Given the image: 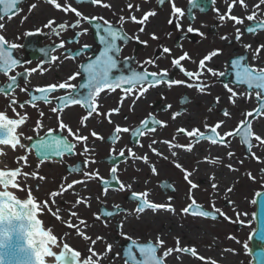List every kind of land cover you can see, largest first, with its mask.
Instances as JSON below:
<instances>
[{
	"label": "flooded vegetation",
	"instance_id": "flooded-vegetation-1",
	"mask_svg": "<svg viewBox=\"0 0 264 264\" xmlns=\"http://www.w3.org/2000/svg\"><path fill=\"white\" fill-rule=\"evenodd\" d=\"M169 1L163 3L160 7H158L157 0L153 1L156 7L154 8L155 10L151 11H154L155 15L149 16L148 20L142 25L133 22L130 19L129 12L116 11V4L113 2L107 1L93 5L89 1L84 0L81 3H76V0H67V3L83 16L90 18L103 17L104 20L109 21L114 27L121 29L128 36L126 41L118 42L121 48L118 59L121 63L118 72H114V75L119 74V72L127 73L128 68L142 71L143 69L140 65L147 59H154L156 61L155 66L145 65L148 71L160 73L161 70H166L167 76L164 79L186 81L189 84L196 83L197 81L189 79L180 72L179 68L174 67L172 60L187 53L190 59L181 61V66L188 71L195 72L198 69L199 61L217 49L220 50L219 53L210 60L205 61L206 68L227 73L223 77H216L207 73L205 69L204 75L200 78L201 81L208 85L204 93H200L196 87H188L184 83L174 84L171 87L167 83H161L156 87H150L144 96L137 100L136 96L129 97V94L122 89H116L115 91L105 89L95 99V105L100 115L93 113L84 122L86 127H82L81 118L86 116L89 110L80 105H77L78 119L65 120L61 118L74 132L80 129L81 134L88 137V140L81 144V152L83 151L84 143L90 149L88 153L82 155V164L85 159L94 160L95 163H90L87 167L83 166V174L84 172L91 173L93 166L96 165L92 173L98 172V176H93L92 178L84 176L85 188L83 189H85L86 202L89 206H85L83 203L78 205L74 211L77 212L78 219L88 221L89 237L91 238L90 248L98 254L96 257H100L106 262L104 264H111L118 258H121L125 263L123 253L130 246L132 240L138 243H147L148 241L155 243L159 236L164 241L157 253L159 256H162L169 248L175 249L177 247V239H179L180 248L191 249L193 247L183 236L179 237L175 234L177 232L175 231V225L179 224V227H185L190 220H195L196 218L197 221L201 222L204 221V218L199 215L182 214L181 209L191 203L186 196L190 185L184 180V173L175 167V163L181 164L189 172H192L190 179L199 184L198 188L192 190V195L196 203L202 206L203 209L213 203V201L204 199V193L227 192L226 189L231 187L232 191L242 192V203L251 205L255 199V194L251 195V190H262L264 188V171H262L264 170V146L259 145L254 135L250 137L253 147L249 151L248 147L241 142L240 137L228 138L229 144L225 147L212 145L210 141L195 143L194 137H187L183 133L177 134V129L180 128L188 131L198 128L204 131L205 124L214 126L218 121H225L222 127L217 130L223 134V132L235 129L240 121L246 118V113L257 108L258 103L255 99L254 91L251 99L247 95H238L234 98L235 104H233L228 99L231 93L223 85L228 83L238 93L246 91V86H235L232 83L234 79L231 68L232 59L246 56L249 65H253L256 63L252 60L254 51L260 48L262 56L259 62L264 64V48H261L264 45V29L256 28L253 33L243 31L248 26H255L253 22L246 19L253 11L257 13L255 20L264 22V4H259V0H244L243 6L240 0H235V3L234 0H194L193 8H188L190 0H180L177 7L183 11L184 15L180 16L177 13L174 16L172 9L165 8ZM56 3L61 5L60 9L48 3L47 0H23L10 16H4L3 19H0V23L4 24V28L0 30V35H3L9 44L23 45V47H17L15 51L21 59L26 58L31 61V63L24 64L13 75L16 72L21 73L25 68H29L28 66L32 65V63H36L38 66L42 60L46 61V57L42 56V54L38 58L31 59V50L37 52L41 49H51L58 45L61 40L66 42L64 48H58L53 53L49 51V59L51 55H55L59 57V60L54 63L45 62L43 67L47 66L48 68L44 69L43 75L33 73L28 78V83L31 82V78H35L38 75L39 77L49 76L55 79L48 85L56 82H58L56 84L65 82L62 77L68 80L70 75L79 71V66L82 63L87 62L90 57H94L102 50L94 27L96 23L102 24V21H93L92 24H89L87 21L81 20L79 27L72 28L70 25L75 23L78 17L74 12L69 11L66 13L62 10L65 6V0H56ZM233 3L234 7L231 15L243 19L244 23L242 25H236L234 21L228 20L227 16L224 21L219 19V15L227 13L228 5ZM104 4H108L110 7L113 6L108 13L105 12ZM258 4L259 8H256L255 6ZM32 5L36 7L32 8ZM217 9L219 12L216 11ZM121 16L126 18L124 22L120 21ZM143 16H141V19ZM170 19L173 21L172 24L169 23ZM177 19L180 23L179 29L175 27ZM49 20L55 21L53 28L61 23H67L69 27L65 31H61L60 35L57 36L51 29L44 27ZM142 27L144 28L143 32L140 31ZM189 27L193 28L194 31L192 33L187 32ZM236 28H240L243 32L240 41L235 39ZM37 29L40 30L39 33H37ZM83 29H88L87 34L76 37L75 34L82 32ZM26 33L33 34L26 35ZM153 33L158 39H152ZM137 36L139 41L135 39ZM221 37H227V39H222ZM74 38L79 42L67 43V41ZM141 41H146L147 44L145 45ZM85 44L90 45V48L85 50L84 55L76 56L75 59L65 58L69 51L75 56L76 51ZM246 44L251 45V48L246 50L244 48ZM177 45H180V47ZM164 47L171 50L170 54L161 55ZM27 48L30 51H27ZM126 57L131 59L125 61ZM66 66H68V70L65 69ZM56 72H60V75L55 74ZM58 77L61 78L60 81L56 80ZM82 79L83 76L77 77L70 83L79 85ZM25 83V81L20 80L19 85L23 87ZM79 91L81 95L86 93L84 89ZM138 91L139 88L133 90L135 93ZM15 93L25 94L28 92H21L17 88ZM182 97H186L189 102L181 104ZM217 97H220L218 104L216 103ZM134 101L135 104L133 103ZM53 102L52 107H56L58 102L54 101V99ZM168 105H171V108H167ZM116 108H119V113H112L110 117L112 123H109V110ZM224 109L228 110L230 114L228 117L222 115V110ZM177 112L181 114L173 119V113ZM150 114L156 120L166 122V126L150 125V127L155 128L154 132L148 131L139 137L133 136L131 132H122L118 134L120 138L115 143L109 140L116 125L135 130L140 127L143 120L149 118ZM247 119L251 122V131L264 138V113L258 116L254 114V117H247ZM54 129H57L54 132L57 136L63 135L70 142L77 144L75 152L78 155V143L68 135L67 129L62 133L58 131L59 123L54 124ZM92 131H96L104 139L99 140L92 137ZM137 140H139V144ZM152 140L158 142L153 147L163 153V156L169 157L168 159L155 155L149 149L148 145ZM161 141H170L172 144L179 145L193 143V148L191 152L184 148H172L171 151L177 152V157L173 158L171 157L169 145L161 143ZM87 142L93 143L88 144ZM140 145L143 146L141 147ZM129 148L137 156L143 157L147 155L148 163L145 164L143 160H137L129 156L127 151ZM112 149H115V151H111ZM121 149H124L125 157L123 160L113 163L106 161L108 157L113 159L120 156ZM229 151L234 153L231 158L227 155ZM253 153H255V156H253ZM64 157L70 156L65 155ZM205 157L208 159L205 160ZM256 157H259V160ZM214 158H219L220 162L218 164L211 163ZM76 161L78 160H74L71 164L74 165ZM198 161L199 163H197ZM114 164L117 166V177L119 180L126 186L131 185V188L126 187L124 190H120L119 186L114 183V185H110L105 195L99 178L110 179V169ZM229 164L236 170L230 171L227 167ZM153 165L156 168V174L152 172L151 166ZM248 173H251L255 179H250L247 175ZM213 175L215 176L214 181L210 180ZM213 182L217 183V190L211 188L210 185ZM164 185H167V187ZM173 189L175 190L173 191ZM59 190L60 186L57 185V187L51 188L47 194L38 197V208L42 216L46 212L49 218L54 219L56 215L54 208L59 204L65 210V202H57V197L52 198L49 196V193ZM144 191L149 193L147 199L150 202L164 205L171 203L175 212L165 209H157L156 211L145 209L144 212L137 213V202L130 199L131 192L141 193ZM53 199L55 203H53ZM221 200L222 204L226 206L228 202L224 199ZM45 201H47V204H45ZM214 203L216 206L217 203ZM40 205H44L47 211L44 206L40 207ZM115 205L120 206L119 209H115L113 207ZM70 209L71 206L67 210L68 217ZM101 210L114 211L116 215L113 217H102L99 220L95 219L94 214L101 212ZM73 218L71 217V220ZM222 219L224 218L221 217L219 221ZM200 222H197V224H200ZM121 224L123 225L122 228L118 227ZM191 226H196L195 229L198 233L204 230L203 225L201 227L195 224ZM182 229L187 232L185 228ZM96 237H101L102 239L93 245L91 240H95ZM126 237L131 238V240ZM201 241L202 239H197V242ZM108 245H112L110 251L107 250ZM96 257L91 256V259L95 260ZM176 257H179V259ZM200 257L204 258L205 255L199 254L198 251L197 257L191 256L190 253L173 252L165 258L164 264H176V261H179L178 264H192L193 260H199L198 264H202L201 260L203 261V259H200Z\"/></svg>",
	"mask_w": 264,
	"mask_h": 264
},
{
	"label": "snow or ice",
	"instance_id": "snow-or-ice-1",
	"mask_svg": "<svg viewBox=\"0 0 264 264\" xmlns=\"http://www.w3.org/2000/svg\"><path fill=\"white\" fill-rule=\"evenodd\" d=\"M23 0H0V19H3L4 16H10V14L17 9V6L22 3ZM48 3L53 4L57 9L61 8V5L56 3V0H47ZM83 0H76V3H81ZM89 2L93 5L100 4L101 0H89ZM159 4H163L165 0H157ZM235 3V0H234ZM233 4L228 5V12L222 15H219L220 21H224L225 17L227 16V19L230 21H234L236 25H242L244 23V20L235 16L231 15V11L234 7ZM241 5H244V0H240ZM259 4H264V0H259ZM259 4L256 5V8H259ZM104 7H110L108 4H104ZM35 5H32V8H35ZM128 8L132 9L133 5L130 3L128 4ZM64 12H74L75 15L78 17V19L75 21V23L71 24L70 27L77 28L79 27L81 20L87 21L89 24H92L93 21H102L101 23H96L94 25L96 29V35L98 38L99 44L102 46V50L95 55L94 57H90L87 62L82 63L79 66V71L73 73L68 77V80L65 82H61L59 84H50L45 86H37L35 87L34 91L38 93V95H33L32 91L27 87L28 78L33 74L37 73L39 69V74L43 75L44 69L43 64L45 62L47 63H54L59 60L58 56L51 55L50 59L48 61H41V64L37 66V68H25L23 73L16 72L15 75H9V73L17 68L18 66H21L26 63H31V61H28L26 58L21 59L16 57L13 54V50L17 47H23V45H16V44H9L6 38L3 35H0V73H3L8 78V83L6 86L0 87V93L4 94L5 96L11 95L13 92H15L16 88H19L21 92H28L31 99L28 101H25L24 103L20 104V108H24L25 104H31L33 107L36 106V101H43L46 104H51L53 101L50 99V96L52 93H55L58 90H66V94L63 96L55 97L58 101V106L52 107L51 112L52 113H62L63 110L71 105H80L81 107L85 109H89L87 112V115L81 118V125L82 127H86V124L84 123L87 121L89 117L93 115V113H96L97 115H100V113L97 111V106L95 105V99L100 94L101 91L108 89L115 91L117 88H121L124 92L128 94H133V90L139 88V91L135 93L136 99L139 100L141 97L144 96V94L149 90L150 87H156L160 85L161 83H167L169 87H171L174 84H181L184 83L188 87H196L197 90L200 93H204L208 85L200 80V78L204 75L205 69L207 70V73L211 74L212 76L216 77H223L227 73L224 71H216L212 68H206L205 61L210 60L213 56H216L220 50H214L209 55H206L203 59L199 61L198 69L195 72L188 71L184 67L181 66V61H184L185 59H190L188 57L187 53H184L179 58H174L172 60V64L174 67L179 68L180 72H182L186 77L189 79H194L197 81L196 83L189 84L186 81H178V80H167L164 79V77L167 76L166 70H161L160 73L156 72H150L148 71L147 67L145 65H153L155 66L156 61L154 59H147L145 60L140 67L143 69L142 71H137L135 69L128 68L127 73L119 72V74H115L114 72H118L120 61L118 59L119 53L121 51V48L118 44L119 41H126L128 39V36L124 34L121 29L114 27L109 21L104 20L103 17H87L83 16L79 11H77L75 8L71 7L70 4L67 3V0H65V6L62 9ZM136 10H139V6H136ZM31 11V9H30ZM219 12V10H216ZM172 12L173 15L179 13L180 16H183V11L176 7L175 4H172ZM155 15L154 11H150L144 14L143 18L141 20H137V18L132 15L130 19L133 22L144 24L145 21L148 20L149 16ZM257 13L255 11L252 12L251 15H248L246 19L248 21L253 22V25L255 26H248L243 31L248 33L255 32L256 28L264 29V22L256 21ZM125 17L121 16L120 21L124 22ZM169 23L172 24L173 21L170 19ZM55 24L54 20H49L47 24L44 25L45 28L51 29V31L55 35H60L61 31H65L69 25L67 23H61L59 25H56L55 28H53V25ZM175 27L177 29L180 28V23L177 19V23L175 24ZM4 28V24L0 23V30ZM59 29V31H57ZM39 29H37V33H39ZM140 31L143 32L144 28H140ZM194 30L192 27H189L187 29L188 33H192ZM88 29H83L82 32H77L75 34L76 37H79L81 35L87 34ZM33 33H26V35H32ZM243 35V32L240 28H236V36L235 39L237 41L241 40V37ZM222 39H227V37H221ZM137 41H139V37H135ZM152 39H158L156 35L152 34ZM79 41L77 39L69 40L67 43H78ZM65 41L61 40L58 45L55 46V48L52 49V51H55L56 48H64L65 47ZM143 44H147L146 41H141ZM180 47V45H177ZM90 45H83L79 50L76 51L75 56L72 55V53L69 51L67 52L65 58L66 59H75L76 56L84 55L85 50L89 49ZM244 48L246 50L251 48V45H244ZM261 48H264V45L261 46ZM43 51V50H41ZM170 49L167 47H164L162 49L163 54H170ZM262 53L261 49L257 48L254 51V54L252 56V60L256 62L253 65H249L247 62L246 56H239L231 60V68L233 71V77L232 83L235 86H246V91H242L238 93L233 89V87H230L228 83H225L223 86L224 88L231 93L229 96V101L233 104H235V99L238 95L244 96L247 95L249 99L252 97L253 91L255 92V99L258 103V106L253 111H250L246 113V118L244 120H241L240 123L236 126L235 129L223 132L221 134L217 130L222 127V125L225 123V121H218L214 126H209L207 124L204 125V131H201L198 128H193L191 131H188L187 129L180 128L177 129V134L183 133L187 137L195 138V143H199L200 141H210L212 145H221L227 147L229 144L228 138L230 137H240L241 142L246 145L251 151V148L253 145L251 144L250 137L254 135V138L256 141L259 142L260 146H264V138H262L258 134H254L251 131V122L247 119V117H254V114L256 116L260 115L261 113H264V64L260 63ZM131 58L126 57L125 61L129 60ZM83 76V82H81L79 85H75L70 83V81L77 79V77ZM22 77L25 80V86L21 87L18 83V78ZM80 89H86L87 92L83 95H81ZM188 99L186 97H182L180 103L185 104L188 103ZM220 102V97L216 98V103L218 104ZM135 104V101L133 102ZM17 101L16 99H12L8 105V107L12 108L13 112H16L15 107H12L13 105H16ZM167 108H171V105H168ZM211 110V109H210ZM112 113H119V108L111 109L108 113V122L112 123L111 115ZM180 112L173 113V119H175L178 115H180ZM18 119H11L9 118L4 112H0V145H9L13 150L17 149V146L21 148H25L26 151L32 152L34 151L35 154L40 157V163L42 164L45 161L51 160L53 157L63 158L65 155H76L75 148L77 146L76 143H72L68 140L67 137H64L63 135L57 136L53 135L57 129L49 128L47 133L44 137H40L37 139L34 143H31L30 145H25L22 143L21 136L22 133H18L17 129L23 125L26 122V115H19ZM44 113L40 112V116L43 117ZM222 115L225 117H228L230 114L227 109L222 110ZM59 121V129L61 133L67 129L68 135L72 137V139L78 143H83L88 140L87 136H84L81 134L80 129H77L75 132L66 125L63 120L60 118V116L56 117ZM150 125H159L161 127L166 126V122L158 121L154 117L149 116V118H146L141 122V125L139 128L135 130H131L127 127H121L119 125H116L112 135L109 137V140H111L113 143L119 140V133H129L133 136H143L145 132L148 131H155L154 127H150ZM43 128V124L41 121H37L36 127L33 129V131L38 132L39 129ZM91 136L103 140L104 137L100 136L96 131L91 132ZM29 141H31L33 138L28 137ZM175 139V137H173ZM137 143L139 144V140H137ZM158 142L156 140H152V142L148 145L149 149L157 155L162 156L164 159H168L169 157L163 156V153L159 152L153 145L157 144ZM161 143H165L169 145V149L171 151L172 148H184L187 151L191 152L193 148V143H189L188 145H179V144H172L170 141H161ZM141 147L143 145H140ZM90 151L88 145L84 143L83 151L80 153V155H85ZM111 151H115V149H112ZM129 156L134 157L137 160H143L145 164L148 163V156L145 155L143 157L137 156L131 148L127 149ZM3 150L0 149V155H3ZM120 156H124V149L120 150L119 153ZM228 157L231 158L234 153L229 151L227 153ZM253 156H255V153H253ZM171 157L176 158L177 152L171 151ZM208 158L205 157V160ZM257 160H259V157H256ZM18 161H24L25 164H27V156H20L17 158ZM220 162L219 158L212 159L211 163L218 164ZM90 163H95L94 160H88L85 159L83 161V166L87 167ZM199 163V161L197 162ZM39 167V164L37 165ZM175 167L180 169L184 173V180L190 185V188L188 189V192L186 194L187 199L191 201L186 207L181 209L182 214H192V215H199L203 218H211L213 220L216 219L217 214L221 217H223L225 220H230L231 218L227 216V214L220 208H217L215 206V203L213 202L211 207V211H205L203 210L202 206L198 205L193 198L192 190L199 187V184L197 182H193L190 179V176L192 175V172H189L186 168H184L181 164L175 163ZM230 171H235L236 169L231 165H227ZM153 174H156V168L155 166H151ZM80 166L77 165L74 168L69 169V171H75L79 172ZM195 171V170H193ZM264 171V170H262ZM21 174V169L18 167L14 170H0V185H2L5 189L9 187L11 184V187L13 189H19L23 190L21 186L16 182V178L18 175ZM25 178L27 179V174H24ZM250 179H255V177H252L251 173L247 174ZM84 176L92 178L93 176H98L97 173H88L84 172ZM110 176L111 180H106L104 178H99L100 183L103 186L105 195L107 194V191L111 185L112 181H115V183L119 186L120 190H124L126 187L131 188V185H125L123 182L119 180L117 177V166L114 164L110 169ZM32 178H37L40 180L45 179L43 176H38L37 172H33L31 174ZM210 180H215V176H211ZM84 183V181H73L72 183H68L67 187L65 188L63 185L60 186L59 191H53L49 193V196L52 198H55L57 196L63 195L65 192H67L70 189L74 188V185ZM167 187V185H164ZM211 188L213 190L218 189L217 183H211ZM39 188V185H37V189ZM175 189H173L174 191ZM232 188L229 187L226 189L228 193L232 192ZM256 197L258 199H254L252 201L253 204L258 205V212L254 213L252 216L253 221H258V227L253 230L252 234L249 236V240H256L260 242V249L255 252H250V254H253L257 260L258 264H264V192H256ZM149 196V193L147 191L137 193V192H131L130 199L137 202V213H142L145 211V209H151L153 211H156L157 209H165L170 212H175V209L171 206V203L164 205V204H156L153 202H150L147 197ZM53 203H55V200L53 199ZM81 203H84L85 206H89L86 202V198H77L75 202L72 204L71 209L69 210V217H77V212L74 211V209L80 205ZM233 202L229 201V204H232ZM45 204H47V201H45ZM44 205H40V207H43ZM115 209H119L120 206L115 205L113 206ZM37 208V204L34 202L32 198L31 188H29V194L27 199L21 200L18 199L17 196L13 195L12 192L4 190L0 191V264H45V257H55L56 264H81L80 258L81 253L79 251L73 250L67 243L63 244V250L60 251L58 255H56L50 248V245H56L57 244V238L54 235L49 234L48 232L42 230L40 228L41 221L35 218L34 210ZM59 211V209H57ZM116 215V212L114 211H108V210H101V212L94 214L95 219L99 220L102 217H113ZM241 215H247V213L241 214L239 212L236 213V219L238 222L242 224V226L245 224V221L241 220ZM59 219V217H57ZM79 225H85L86 222L83 219L78 220V224H72L71 219L66 224L69 228H75L77 235H82L85 240H90L91 238L87 235H84L80 231ZM122 224L118 225V227L122 228ZM41 237L40 239H36V237ZM127 238V237H126ZM101 237H96L95 240H91V243L93 245L96 244L97 241L101 240ZM131 240V238H127ZM229 239H234V237H229ZM22 241L26 242L21 243ZM177 247L175 249L169 248L167 249L162 256L157 255L160 247L164 244V241L158 236L156 239V242L153 243L152 241H148L147 243H138L137 241L132 240L130 246L124 250L123 256L125 260V264H164L165 258L168 257L173 252H184V253H190L191 256L197 257V251L193 247L191 249L189 248H180L179 247V239H177ZM244 247L246 250L249 249V245L247 242H245ZM112 245L107 246V250H111ZM135 250V251H134ZM91 253L92 257L98 256V254L93 251V249L88 250ZM225 251H232L233 254H235V250L225 249ZM119 255V254H118ZM179 259V257H176ZM200 259H204L203 257H200ZM83 264H95V262L89 257V259H86L83 261ZM212 264H215V261L212 262Z\"/></svg>",
	"mask_w": 264,
	"mask_h": 264
},
{
	"label": "rangeland",
	"instance_id": "rangeland-1",
	"mask_svg": "<svg viewBox=\"0 0 264 264\" xmlns=\"http://www.w3.org/2000/svg\"><path fill=\"white\" fill-rule=\"evenodd\" d=\"M113 2L116 4L115 10L120 11L122 13H130V17L134 15L137 19H141V16L144 15L147 12H150L151 10H155V0H124L120 2L119 0H101V3L104 2ZM180 0H170L168 2V5L165 7L166 9H172V4L174 3L175 6H179ZM132 4L133 8L129 9L128 4ZM139 6V10H136V6ZM113 7V6H112ZM112 7H105V12L108 13L110 8ZM112 11V10H111ZM20 57V56H19ZM29 68H37L36 63H32V65L28 66ZM48 68L47 66H44L43 69ZM65 69L68 70V66L65 67ZM39 73V70L36 75ZM7 76L0 74V83L5 82ZM62 77V76H61ZM59 78V77H58ZM65 81L66 78L62 77ZM31 82L28 83L27 87H30L29 89L33 90V87H37L39 85H47L51 83L52 81H55V79L50 78L49 76H42L39 77L36 76L35 78L30 79ZM61 80V78H59ZM58 83V82H56ZM55 83V84H56ZM12 97L10 96H2L0 95V112H4L9 118L11 119H18L19 115H26L27 119L25 124V127L22 128L20 133H22V138L25 140H28V137H35L37 135H42V133L47 132L49 128H52L54 123H59L57 120V116H62L60 112L58 113H52V103L51 104H42L41 102L36 103V106L33 107L32 105L25 104L24 108H20L19 105L24 103V100L26 98L25 94H17L13 92ZM59 94L54 93L52 95L53 98L57 97ZM136 96L135 92L133 94H129V97ZM16 99L17 104L13 105L12 107H15L16 112L12 111L11 107H8L11 99ZM69 112L67 111L63 113V116L61 118L68 120V119H78V111H77V105H73L71 107H68ZM40 112H43V117L40 116ZM37 121H41L43 124V128L39 129L38 132L33 131V129L36 127ZM53 129V128H52ZM78 143V142H77ZM88 144H91L93 142H87ZM81 144L78 143V149L76 157H70L69 161L72 160H82L81 153ZM27 156V164L24 163V161H18L17 158L20 156ZM68 159L64 158V163L67 162ZM64 163H52L49 164H40L35 161L34 155H32V152L26 151L25 148L17 147V149L13 150H5L3 154V158L0 163V169L1 170H7V169H21V174L19 175V179L17 183L21 186L23 190L17 191V189H10V192H12L15 196L18 198H21L22 200L27 199L29 194V188H31L32 198L35 200V202H38V197L40 195L47 194V192L51 189L56 187L55 184L58 183L59 186L63 185L65 188L67 187L68 183H72L73 181H84V174L83 169L81 172L80 180H76L75 177L72 178L70 175H65V172L68 173L67 167H64ZM39 164V167L37 165ZM70 164V163H69ZM96 168V165L93 166L92 170ZM105 168V167H104ZM91 170V173H92ZM33 172H37L38 176H43L45 179L40 180L37 178H32L31 174ZM90 173V172H89ZM90 173V174H91ZM27 174V179L25 178V175ZM37 185H39V188L37 189ZM85 185L84 183L76 184L74 185L73 189H70L67 193H64L61 196H57L56 201L57 202H65L66 208L63 210L60 206L61 204L57 205L54 208V212L56 215L55 218L51 219L49 218L48 214L46 212L41 218L43 220L45 219V230L49 232L51 235H54L58 240V245L55 247L53 246L52 250H56L60 252V250L63 248V244L67 243L70 245L72 249H76L79 251L81 255V264H83V261L86 259H89L91 257V253L88 251L90 248V240H85L82 235L76 234L75 228H69L66 226L68 221L71 219L67 216V210L72 204L75 202L77 198H86L85 195ZM0 190L4 191L2 187L0 186ZM260 189H252L251 195H253L256 191ZM219 196L217 193H204L203 197L204 199H208L210 201L216 202L217 208L222 209L228 217H230V220L222 219L221 221H214L209 219H204V221H198L200 224H197L196 220H190L188 221V224L185 225V227H179V224L175 225V234L177 236H183L188 242H190L193 247L199 252V254H204L205 257L203 261L201 260L202 264H212L213 261H215V264H251V259L249 258L246 249L244 247L245 242L248 243L250 246V241L248 239L249 234L252 231V228L254 227L255 221H251L252 211L251 208L252 205H247L246 203H242L241 194L240 191H232L231 194H228L227 192L220 193ZM235 195V196H234ZM112 199V198H111ZM221 199H228L227 202L231 201L232 204H228L227 206H224L222 204ZM236 199V200H235ZM240 202H239V201ZM81 203L80 205H82ZM84 207V206H83ZM206 208L211 209V206H207ZM44 209L47 211V209L44 206ZM59 209V211H57ZM84 211V210H83ZM239 212L241 214L247 213V215H241L240 219L245 221V224L241 226L240 228H235V225L238 224V221L236 219V213ZM60 220H58V218ZM57 219V220H56ZM78 218L74 217L73 220H71L72 224H78ZM86 222L85 225H79L80 231L84 233V235H87L89 237V227H88V221L84 220ZM142 221V219H141ZM140 221V223H142ZM201 225L204 226V230L199 231V233L196 231V226L191 225ZM182 228H185L187 232H184ZM188 233V235H187ZM80 239H78V238ZM201 237V238H199ZM229 237H234V239H229ZM197 239H202L201 242H197ZM62 247V248H60ZM192 247V248H193ZM225 249L235 250V254H233L232 251H225ZM93 260V259H92ZM95 264H104L106 263L102 258L96 257L95 260H93ZM179 261H176L175 263L178 264ZM199 260H193L192 264H198ZM111 264H125L121 258H118V260H114Z\"/></svg>",
	"mask_w": 264,
	"mask_h": 264
},
{
	"label": "water",
	"instance_id": "water-1",
	"mask_svg": "<svg viewBox=\"0 0 264 264\" xmlns=\"http://www.w3.org/2000/svg\"><path fill=\"white\" fill-rule=\"evenodd\" d=\"M38 54H32L31 56L32 57H37V56H39L41 53H43L42 51H38L37 52ZM46 54V53H45ZM18 57H19V54H18ZM7 84H5V85H0V87H2V86H6ZM33 95H38V93L37 94H34V93H32ZM30 99H31V97H30ZM21 126H23V127H25V124H23V125H21ZM19 129V128H18ZM18 129H17V132H18ZM37 139H39V138H37ZM37 139H33L32 141H31V143H34ZM21 140H22V143L23 144H25V145H29V140H26L25 141V139H23L22 138V136H21ZM6 146H9V145H6ZM1 147H5V146H1ZM18 147V146H17ZM28 154H29V152H28ZM73 157H76V155H74ZM0 158H3V155H0ZM40 158V157H39ZM41 159V158H40ZM116 160H118L117 158H115L113 161L115 162ZM60 163H64V158L61 160V162ZM59 163V164H60ZM80 167H81V164H78ZM18 179H19V175H18V177H17V179H16V182L18 181ZM10 187H8V188H12L11 187V184L9 185ZM7 188V189H8ZM3 189H5V188H3ZM17 191H19V189H17ZM264 192V191H263ZM13 194V193H12ZM14 195V194H13ZM18 198V197H17ZM257 199H258V197H256ZM18 199H21V198H18ZM22 200V199H21ZM255 209H256V212H258V205L257 204H255ZM35 212H36V209L34 210V214H35ZM36 218V217H35ZM258 227V221H256V226H255V229ZM42 229V228H41ZM49 233V232H48ZM41 237H39V236H37L36 237V239H40ZM251 241V248L249 249V254H250V252H255V251H258L259 249H260V247H261V245H260V242H258V241H256V240H250ZM21 243H25V246H27L26 245V242H24V241H22ZM57 243H58V240H57ZM50 247H53V245H50ZM250 256H251V259H252V264H258V260H257V258L253 255V254H250ZM80 260L82 261V259L80 258Z\"/></svg>",
	"mask_w": 264,
	"mask_h": 264
},
{
	"label": "bare ground",
	"instance_id": "bare-ground-1",
	"mask_svg": "<svg viewBox=\"0 0 264 264\" xmlns=\"http://www.w3.org/2000/svg\"><path fill=\"white\" fill-rule=\"evenodd\" d=\"M120 2H122V1H124V0H119ZM55 74H57V75H60V72H56ZM57 81H60L59 80V78H57L56 79ZM69 112V110H67V113ZM22 128H23V126H20L19 127V129H18V133H20V131L22 130ZM19 147V146H18ZM0 149H2L3 150V153L5 152V150L7 149V150H11L12 148L10 147V146H6V147H0ZM1 160H2V158H0V163H1ZM3 189V188H2ZM10 189H13V188H8V189H4V190H7V191H10ZM145 217V216H144ZM195 220H196V218H195ZM42 230H44V229H42ZM45 231V230H44ZM54 247H55V245H53ZM51 248V250H52V248L53 247H50ZM56 255H58L59 254V252L58 251H56V250H52ZM45 261L47 262V264H54V262H55V257L53 256V257H47L46 259H45Z\"/></svg>",
	"mask_w": 264,
	"mask_h": 264
}]
</instances>
